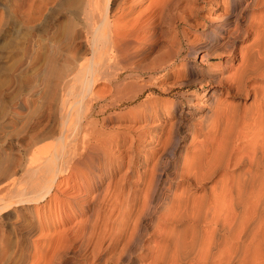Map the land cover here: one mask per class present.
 <instances>
[{
    "label": "bare ground",
    "instance_id": "bare-ground-1",
    "mask_svg": "<svg viewBox=\"0 0 264 264\" xmlns=\"http://www.w3.org/2000/svg\"><path fill=\"white\" fill-rule=\"evenodd\" d=\"M197 1L0 0V37L25 31L20 64L34 55L30 50L41 39L36 35L48 34L59 14L69 18L65 25L70 31H64L69 33L68 49V39L66 44L61 40L63 45L58 41L65 49L54 45L60 51L50 47L46 56L40 53L46 57L40 58L45 65L35 69L46 88L40 108L50 103L48 112L55 122L49 125L41 116L35 119L30 141L23 145L26 157L9 158L0 178V192H4L0 215L13 208L19 213L8 231L0 229V264H61L62 249L70 242L82 260L79 264H264V86L255 84L264 81V0H227L229 6L219 0L223 5L211 8L209 16L197 11L206 26L200 37L191 31L200 22L191 23L194 12L189 8ZM166 32H173L167 40L172 48L170 61L156 69L144 66L142 59ZM80 35L82 51L74 43ZM184 44L190 55L203 51L201 62L225 55L229 62L236 61L221 75L216 65L200 70V81L213 87L208 96L211 108L201 119L194 122L188 111L177 112L176 96L189 100L196 96L185 92L169 102L145 97L139 109L144 117L157 121L146 134L145 123L134 140L132 126L125 123L117 122L126 131L111 134L89 129L97 123L88 119L98 102L95 115L112 111L101 118V127L133 116L132 110L112 114L123 103L134 102L143 90L139 82L131 94L133 86L125 79L150 72L154 82L158 77L177 79L170 86L163 82L168 85H163L164 92L191 86L194 69L182 57ZM99 82L110 86L105 94L95 90ZM219 90L237 103L219 101ZM241 98L251 100L241 108ZM28 102L23 98L13 108L23 110ZM128 138H132L131 153L142 157L141 171H135L134 179L132 171L120 174L125 163L136 157L126 156L120 148ZM78 176L84 178L77 191H70L68 178ZM74 203L79 208L73 218L53 215L61 204L66 209ZM36 205L47 213L46 220L38 218L41 212ZM44 230L46 241L34 249L32 237ZM148 230L160 238L154 239V246L142 240Z\"/></svg>",
    "mask_w": 264,
    "mask_h": 264
},
{
    "label": "rangeland",
    "instance_id": "rangeland-1",
    "mask_svg": "<svg viewBox=\"0 0 264 264\" xmlns=\"http://www.w3.org/2000/svg\"><path fill=\"white\" fill-rule=\"evenodd\" d=\"M198 1L195 2L194 4L192 3L189 6V8L191 9L192 12H194L193 13L194 14L193 15V19H192V21L190 20L191 23L194 24L196 22V20L200 22V23L198 22L199 23V26H197L198 29L197 30H193L192 29L191 31L193 32V36L196 35V36L200 37L203 34V32H204V30H202V29L206 28V26L202 25V20L197 15L198 14H206V15H208V14L211 13V11H210L211 8L219 7L222 4L221 2H223L224 6H229V3H228L227 0H221V2H218L219 0H213V3H212V1H210L209 3L206 2L208 0H198ZM180 6H179L180 9L182 8L181 10H183L184 7H182V6H184V4H182ZM179 7H177V10L180 12ZM185 9H188V8H185ZM197 11H198V14H195ZM217 14H218V11H217ZM217 14H214L215 16L213 15V17H216ZM68 21H69V18L67 16L65 17V15H62V14L60 15L59 14V16H57L56 20L54 21L55 22V26H54V28H52L53 30L51 29L50 31H48V34H47V32L42 33L40 35L37 34L36 36L38 38L37 37L36 38L38 40L41 38L40 40L41 41L44 40L45 44L43 42H41V43H43V44H41L40 40H39L38 44H36L35 46L33 45L31 50H30V55H33V53H34V55L30 56V57H34L36 59L34 61V58H30L29 57V59H26L27 61H24V63H22L23 66H22V64H20L19 59L22 56V51H21V47L20 46H23V47L25 46V44H23V42L25 41V37H26L25 33H24L25 31L23 33L22 32H20V33L8 32V34L5 33L4 35H2L3 37L2 36L0 37V42H1V46H2L0 48V57H1L0 58V78H1V80H0V178H2V175H4L3 173H4V170H5V167H6L5 165L7 164L8 160L13 159L15 161V159L17 160L19 158H21L20 160H22L23 158L26 157L27 154H26V151H25L23 145H25V142L30 141V138H29L28 134L30 132L32 133L33 128L35 127V122H34L35 119L38 116H41V118L44 121H48L49 125H50V123L54 124V122H55V118L52 116L51 113L48 112L49 108H50V106H49L50 103H48V107L44 106V108H40V106L43 105L42 103H44V102H41V101H43V96L45 95V94L43 95V93L46 92V91H44L46 88L43 87L44 84L42 86V83H40L41 79H39V76L37 77L35 69L38 70L40 67L43 68V65H45V61H41V59L44 60L43 58H46L45 56L50 52L48 50V49H50V47H52V49H54L56 51L57 50L60 51L59 50L60 46L62 47L61 50L65 49V47H66V49H68L67 45L70 43L69 42L70 40L68 39L69 38L68 37L69 33H68V35L66 33L67 31L70 32L69 28L66 26V25H68L67 24ZM65 23H66V25H65ZM56 24H58V25H56ZM200 24H201V26H200ZM164 25H165V23H164ZM164 25H163V29L166 30V28H165L166 25L165 26ZM54 29H56V30H54ZM64 31H66V32L64 33ZM41 35H43V37L45 35L46 36L48 35V37L46 38V36H45L43 38V37H41ZM172 35H173V32H169V33L166 32L165 33V38H167V39H165L163 37V41H160L159 43H157V44L153 45L152 47H150L149 51L144 56V59H142L143 62H145L144 66H148L147 64H149L150 66H148V68L154 67L156 69V68H159V67H162V66L166 65L170 61L171 55H172V48H171V46H170L171 49L169 48V44H168L169 42L167 40L170 39L172 37ZM39 36H40V38H39ZM78 37L76 38L77 40L75 39L74 43L82 51V50L85 49V45H84V43L82 41L83 36L80 35ZM48 38L49 39L52 38L51 40H53V41L49 42ZM62 39H64V41ZM65 39H68V40L66 41ZM61 40H62L63 44H64L65 41L67 42V44L65 42V44H66V46L64 45L65 47L62 46L63 44H62ZM7 41H9V42H7ZM58 41L61 42L60 44H62V45H60L58 43ZM46 42H49L50 44L49 43L48 44L50 46ZM8 43L9 44L11 43V44L8 45ZM56 44H59V45L57 46ZM238 44L240 45V44H242V42L239 41ZM3 45L5 46V48H4ZM54 45L56 47H58L59 49L56 48ZM9 46H11V47H9ZM38 47H40V48H38ZM183 47H184L183 48L184 51L182 53V57H184L186 59L187 64L190 67H193V69H194V73H191V75H190V78H192V80H194V81L191 82L192 83L191 86L184 87L182 89H180V88H171L168 92H164L163 88L165 86H163V85L169 84V86H170L171 84L176 82L177 79L175 80V78H172V79H168V80L164 81L163 78L158 77L157 78L158 80L156 79V82H154L155 80L153 81V79H150V76H153V74L150 73V72L144 73L143 75H141V77L137 78L138 79V81H137L138 83L135 81L137 79H134V80L133 79H125V80H123L124 82H130V84H132V86H133L132 91H130L131 94L135 93L136 90H138L137 89L138 87H136L137 84L141 83L143 85V90H142L141 94L135 99L134 102L123 103V105H121L119 107V109L117 108L115 111H113L112 114L117 113L118 115L119 114L122 115V114L126 113L127 111H131L132 110L133 116H131V118L129 117L130 119L128 118L127 121H124V122L111 120V123L110 122L109 123L106 122L107 125L101 127V124H102L101 118L103 116H105V115H108L112 111L109 110L108 112H106L103 115H101V114L100 115H95L97 110H98V105L100 103V102H98V103H96V105L94 104V106H93L94 115L90 116L89 119H88L89 122L96 121L97 123L96 124L92 123L91 125H89L88 126L89 129H91V128L92 129H101L102 132L111 134V133L126 131V128L123 127V125H122L123 123H125V124H128V126H132V128H133L132 131L133 132H132L131 135H132L133 139L132 138L131 139L134 140L137 137L136 134L140 133L139 130L142 131V127H144L143 125L145 123H146L145 126H147V127L145 128L146 130H144V132L142 131L144 134H146L148 132V130H147L148 128L151 129L152 127H154V125L156 124V121H157L153 117L152 118L150 117V119H148V118L144 117V115H142V110L139 109L138 104H140V102L143 101V99H145V97L149 101L153 100L154 97H157V98L160 97V99L165 100L166 102H169V100H170V98L172 96L180 95V94L185 93V92L190 93V94L194 93L196 96H192L190 100L187 99L185 96H182V98L179 97V96H176L178 98V99L176 98V100H177L176 101L177 102V112H180L182 110V113L184 114V113H186L188 111L186 114L189 115L190 117H192V121H194V122H196L195 120L201 119L202 116H204V114L206 113V111L209 108H211V106L208 103V96L210 94L209 90L211 88H213L211 85H208L205 81L204 82H203V80L200 81V79L203 78V76H202L203 72L202 71L206 72V71H208V68L210 66L216 65L215 66L216 67L215 71H216L217 74L221 75V72L224 71L225 69L228 70L229 68L235 66L236 61L235 62L234 61H230L229 62V60H231V58L228 55H225V57L223 56V58L221 60H211V61H209V63L208 62L206 63L205 61L201 62L200 58H201V55L203 54V51H199L197 54H195L196 55L195 56L194 54L190 55L188 53L187 48H186V44H184ZM42 49H45V50H42ZM15 53H17V54L15 55ZM35 53L38 54V56L35 55ZM40 53H41V55H44V53H46V54H45V56H43V58H41V56L39 55ZM185 53H187V54H185ZM184 54H185L186 57L184 56ZM226 54H228V52ZM29 61L31 63H33V61H34V65L29 63ZM40 61L43 62L44 64L41 63ZM13 63H15V64L12 66ZM53 63L54 62H52V64ZM54 64H56V63H54ZM11 66L12 67L15 66L14 67L15 69L12 68ZM17 68H19V70H17ZM201 69H202V71L200 72ZM11 71L12 72L15 71V72H13L15 74L11 73ZM149 73L151 74L150 76L148 75ZM156 73H158V72H156ZM27 75L29 77L31 76L30 79L34 78L37 81V83L39 82L38 80H40V82L37 84V83H35L36 81L33 79L34 81L32 80V82H33L32 83L31 80L29 79V77L27 78ZM154 75L156 76V74H154ZM10 77L13 78L12 79L13 81L10 80ZM26 81H28V83ZM161 81H162V83H161ZM163 82H165V83L168 82V83L165 84ZM24 83L29 85V86L31 84L30 89H29V86L27 87L28 88L27 89L26 88L27 85L25 86ZM155 83H157V84H155ZM19 84L20 85L22 84V85L20 86ZM255 84L258 87H263L264 86V81L259 80ZM147 86H148V88H147ZM166 86H168V85H166ZM8 87H9V89H8ZM43 88H44V90H43ZM6 89L8 91H6ZM25 89H26L25 93L27 94L30 91V93H28L30 95H28V94L26 95L25 93H24L25 95H23V92L25 91ZM32 89L35 92H33ZM109 89H110V86L107 85L105 82H99V83H97L95 85V90L100 92V94H105V91H107ZM215 89L217 90L218 87H215ZM41 91H44V92H41ZM36 93H37V96L39 94L38 97L36 96ZM218 93H219V95H218L219 101H224L226 99L227 100L226 102L237 103L236 99L232 98L229 95H226L224 91L219 90ZM32 94L35 97H37L36 100L38 102L36 100H34L35 97L32 96ZM128 94H130V93H128ZM27 96H28V98H26ZM23 98L25 99L26 102H28V101L30 102V103L28 102L29 104L28 103L26 104V108H24L23 110L13 108L14 105H15L14 103L22 101ZM31 99L36 101L37 104H35V102L33 100H31ZM39 100H41V101H39ZM250 100H251V98H241L239 100V106L241 108L243 106H247V104L250 102ZM12 102H13V104H12ZM31 103L33 105H30ZM27 109H29V110H27ZM17 111H19L20 114L16 113ZM42 114H44V115H42ZM117 122L118 123H122V124L119 125ZM89 129H88V131H89ZM145 138L148 139V136L146 137V135H145ZM131 139L128 138V141L126 142L127 144L125 143L123 145V148L120 147L122 150H124L123 154H125L126 156L128 155V157H130V155H135L136 154V153L134 154L133 151L131 153L132 148H131V150L128 148L129 144L131 143V141H130ZM45 141H47V142L48 141H53V139H48V140H45ZM187 141H188V139H187ZM42 142H44V141H42ZM133 142H135V144L137 143V141H133ZM41 143H39V144H41ZM116 152L118 154V151H116ZM22 156H24V157H22ZM138 156H139V160H138ZM9 158H11V159H9ZM141 158L142 157L140 155L136 154V157L134 156L132 162L128 163L130 165H128L127 162L125 163L124 167L121 169L120 174H122L123 172H126V173L130 174V171H132L133 177L131 176V178H133V179L136 178V175H134L135 171L136 172H138V171L140 172L141 171V161H140ZM168 160H170V158H168ZM127 166H131V167L128 169ZM118 176L115 177V178H118ZM65 177H62V178L60 177V178L66 180ZM83 178H84L83 176H78V177H74V178L73 177L72 178H68L67 187H69L70 191H73V192L77 191V186L80 184V182L83 180ZM107 178L108 177L103 179V182H102V185H101L102 188H104V186L106 185ZM0 193L3 194L4 192H0ZM60 199L62 200L61 196H60ZM60 199L57 200L58 203H60V201H61ZM40 205H36V207H38V209H39ZM78 208H79V205L76 204V203H74L72 205V207H69V208H66V209L63 208V205L61 204L60 207L58 208V210L53 213V215H55V214L59 215V214L63 213L62 215H65L66 217L70 216V217L73 218L75 213L78 211ZM41 210L42 209H39V212H41V213L38 215V218L40 220L41 219L42 220H46L47 213L44 214V212H42ZM17 214H19L17 212V209L13 208V209H11V211L0 215L1 216L0 217V229H2L1 230L2 232L3 231L4 232L8 231L7 227L8 226H9L8 228L11 227V225L16 220ZM66 228H67V226H66ZM40 234L35 235V236L32 237L33 240H31V241H33L32 242L33 244L32 243L31 244L34 245L33 246L34 249H35V245H36V247L39 250V248H41L43 246V243L46 241L45 239H47L46 235H45L46 234V230H44L42 232V235H40ZM147 235L143 236L142 240H143L144 243L147 242V244H149V246L152 245V243H153V246H154V239L155 240L156 239L157 240L160 239L156 235H152L150 230H148ZM69 242L70 241H68V243ZM39 243H42V244H39ZM70 244H71V242H70ZM69 245H67V246L65 244L63 245V248L65 246L66 247L64 248V251L62 249V253H64V259H63L61 264H79V263H82V260L80 259V256L78 254L75 255L73 253V251H72L73 250V247H72L73 245H71V246H69ZM35 254L38 255V253H35ZM29 264H31V263H29Z\"/></svg>",
    "mask_w": 264,
    "mask_h": 264
}]
</instances>
